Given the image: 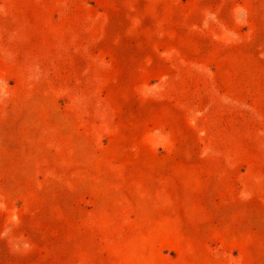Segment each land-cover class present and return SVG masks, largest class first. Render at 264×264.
Segmentation results:
<instances>
[{
  "label": "rangeland",
  "instance_id": "1",
  "mask_svg": "<svg viewBox=\"0 0 264 264\" xmlns=\"http://www.w3.org/2000/svg\"><path fill=\"white\" fill-rule=\"evenodd\" d=\"M0 264H264V0H0Z\"/></svg>",
  "mask_w": 264,
  "mask_h": 264
},
{
  "label": "bare ground",
  "instance_id": "2",
  "mask_svg": "<svg viewBox=\"0 0 264 264\" xmlns=\"http://www.w3.org/2000/svg\"><path fill=\"white\" fill-rule=\"evenodd\" d=\"M169 224V223H168ZM162 227V226H161ZM171 229V228H170ZM183 245V244H182ZM180 249V248H179ZM181 255V254H180ZM135 257V256H134ZM135 260V259H134Z\"/></svg>",
  "mask_w": 264,
  "mask_h": 264
}]
</instances>
